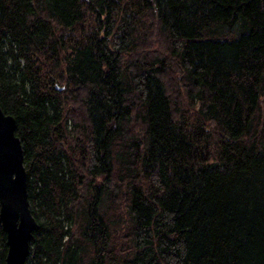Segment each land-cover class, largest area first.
Listing matches in <instances>:
<instances>
[{
    "label": "trees",
    "instance_id": "1",
    "mask_svg": "<svg viewBox=\"0 0 264 264\" xmlns=\"http://www.w3.org/2000/svg\"><path fill=\"white\" fill-rule=\"evenodd\" d=\"M0 106L23 264H264V0H0Z\"/></svg>",
    "mask_w": 264,
    "mask_h": 264
},
{
    "label": "water",
    "instance_id": "2",
    "mask_svg": "<svg viewBox=\"0 0 264 264\" xmlns=\"http://www.w3.org/2000/svg\"><path fill=\"white\" fill-rule=\"evenodd\" d=\"M15 127V117L0 106V226L7 246L4 264H23L29 240L38 228L29 207L23 150Z\"/></svg>",
    "mask_w": 264,
    "mask_h": 264
}]
</instances>
